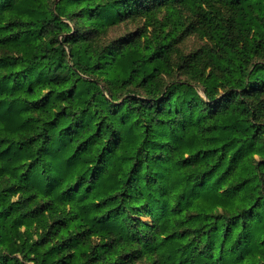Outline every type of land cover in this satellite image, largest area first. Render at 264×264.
Returning a JSON list of instances; mask_svg holds the SVG:
<instances>
[{
    "label": "trees",
    "instance_id": "obj_1",
    "mask_svg": "<svg viewBox=\"0 0 264 264\" xmlns=\"http://www.w3.org/2000/svg\"><path fill=\"white\" fill-rule=\"evenodd\" d=\"M0 264H264V0H0Z\"/></svg>",
    "mask_w": 264,
    "mask_h": 264
},
{
    "label": "rangeland",
    "instance_id": "obj_2",
    "mask_svg": "<svg viewBox=\"0 0 264 264\" xmlns=\"http://www.w3.org/2000/svg\"><path fill=\"white\" fill-rule=\"evenodd\" d=\"M165 11L161 10L157 13V17L162 19ZM156 24L155 19L153 22L147 20L146 16H137L130 18L124 22L115 25L111 28L103 38L105 41L122 38L128 35H141L143 33L150 34L154 25ZM210 45V41L201 36L198 32H189L182 36L177 42L175 51H180L182 54H188L193 51H201L203 48ZM175 59L177 55L175 54Z\"/></svg>",
    "mask_w": 264,
    "mask_h": 264
}]
</instances>
